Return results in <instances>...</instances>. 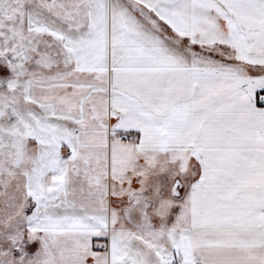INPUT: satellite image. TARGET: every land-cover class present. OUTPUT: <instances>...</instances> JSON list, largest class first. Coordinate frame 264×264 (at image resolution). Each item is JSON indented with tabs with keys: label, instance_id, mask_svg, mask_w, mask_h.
Listing matches in <instances>:
<instances>
[{
	"label": "snow or ice",
	"instance_id": "6c2138e0",
	"mask_svg": "<svg viewBox=\"0 0 264 264\" xmlns=\"http://www.w3.org/2000/svg\"><path fill=\"white\" fill-rule=\"evenodd\" d=\"M0 264H264V0H0Z\"/></svg>",
	"mask_w": 264,
	"mask_h": 264
}]
</instances>
